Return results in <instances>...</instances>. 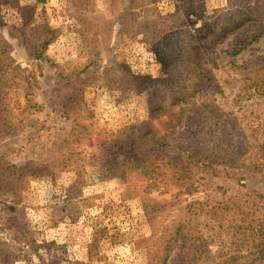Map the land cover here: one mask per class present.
Segmentation results:
<instances>
[{
	"label": "rangeland",
	"instance_id": "1",
	"mask_svg": "<svg viewBox=\"0 0 264 264\" xmlns=\"http://www.w3.org/2000/svg\"><path fill=\"white\" fill-rule=\"evenodd\" d=\"M187 65L200 92L183 103ZM263 93L264 0H0V264L245 257L264 172L204 159L264 141ZM130 128L193 147L191 192L119 176L135 147L101 143Z\"/></svg>",
	"mask_w": 264,
	"mask_h": 264
},
{
	"label": "trees",
	"instance_id": "2",
	"mask_svg": "<svg viewBox=\"0 0 264 264\" xmlns=\"http://www.w3.org/2000/svg\"><path fill=\"white\" fill-rule=\"evenodd\" d=\"M40 1L45 2L46 0ZM259 37L256 34L253 36L250 34L247 36L248 39L243 37V39L234 40L231 54L238 56L248 45L257 42ZM233 64L235 65L236 62L233 61ZM184 73L187 76L184 79L187 89L185 92H182L180 97L183 103L186 102L187 97L188 99L195 97L200 92V73L198 69H189L187 65ZM255 92L261 96L260 89L256 88ZM194 102L196 103V101ZM177 119L179 118L177 117ZM170 123H173V120H170ZM169 134H172V131L168 130L166 133L160 134L154 130L145 129L143 132H138L135 128H130L122 133L121 139H119L118 134L116 139L105 140L101 145L104 147L105 144H109V146L115 147L117 145L132 144L135 147V160L119 165L118 170L121 172L119 176L125 177L127 171L134 170L140 176L139 180L146 183L148 188L168 192L169 187L177 186L191 192L193 185L190 183L191 176L187 166L189 165V159H192V155L196 151L193 150L192 146L186 147L183 143H180L179 147L181 148L176 151L171 150L169 147L165 148L166 143H163L164 146L161 143ZM259 135V132H254L253 140H256L257 143L255 145L254 143L249 144L251 153L246 158L240 159V154H238L239 156L221 157L223 154H226L222 151L215 158L207 157L204 160L207 164H228L236 168H245L251 172H264V141L261 143L260 138H258ZM183 149L188 150L187 155H185V152L181 153ZM105 154L108 157L111 156L109 153ZM111 164L108 162V166ZM7 173L10 174L11 179H16L17 183L22 181L26 175L25 168L15 166H11L7 170ZM189 191L187 192L189 193ZM251 222L254 224V227L247 228V231L245 230L241 246L238 244L239 249H244L247 252L245 257L230 255L229 251H227L229 249L225 250V245H223L215 256L204 255V257H200V264H260L264 262V220L261 222L260 220H256L257 224L252 220ZM239 229L241 230L242 228L239 227ZM239 234L242 235L240 232L236 236H239ZM208 259L210 260L208 261ZM195 261H197V256L188 261L187 264Z\"/></svg>",
	"mask_w": 264,
	"mask_h": 264
}]
</instances>
